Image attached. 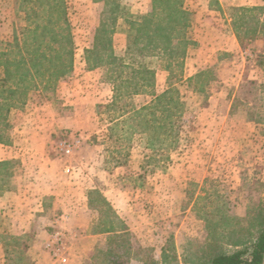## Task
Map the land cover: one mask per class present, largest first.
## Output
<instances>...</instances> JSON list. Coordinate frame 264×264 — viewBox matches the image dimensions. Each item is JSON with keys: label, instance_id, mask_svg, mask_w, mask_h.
I'll return each mask as SVG.
<instances>
[{"label": "rangeland", "instance_id": "rangeland-1", "mask_svg": "<svg viewBox=\"0 0 264 264\" xmlns=\"http://www.w3.org/2000/svg\"><path fill=\"white\" fill-rule=\"evenodd\" d=\"M28 1L0 0V41L11 40L14 29L19 32L35 20L44 23L48 15L46 7ZM93 2L100 1L65 0L77 69L83 57L82 48L87 43L82 39L84 21L90 19L86 12L94 15V10L86 7ZM118 2L120 15H125L126 19L145 15L129 6L134 0ZM220 3L224 17L220 19L216 15L219 31L232 40V9L238 7L230 6L228 0H211L210 8L220 12ZM27 10L33 17L30 21L25 19ZM33 11L38 13L37 17ZM125 26L122 30L127 38L128 26ZM197 46L191 57L197 61L193 64L196 71L192 78L199 72L202 75L191 81L188 80L191 77L184 74V62L182 69L173 64L168 72L166 60L161 55L142 61L155 71V94L172 86L185 103L176 143H171L170 139L162 142L159 134L150 149L148 136L140 131L142 128L133 124V118L128 121L132 108L139 110L153 100L149 89L133 96L125 94L126 90L122 89L124 95L115 106L107 107L111 103L91 105V108L84 109L83 116H75L74 105L64 99L67 90L75 86H62V79L46 89L40 84L30 90L24 100V103L32 101L33 106L36 105V112L33 108L31 114L54 115L55 112L60 117L76 118L74 129L57 132L56 137L78 140L80 148L71 156L59 155L57 159L63 167H69L70 172L73 169L79 173V169L83 179L92 181L89 186L102 193L118 217L128 223L134 255L127 264H142L139 260L147 257L162 264V248L169 255L168 264H183V258L195 244H204L208 240L207 217L220 221V224L225 215L243 218L249 208L264 199V133L262 126L254 123L258 117L264 119V86L257 91L249 86L251 81L257 86L264 84V60L261 67L256 64L264 46L244 45L233 49L230 46L228 52L201 44ZM115 54L123 55L118 50ZM111 69H104V80L108 83ZM118 71L121 69L115 67V72ZM128 73L129 70H122L120 78L126 79ZM233 100L241 102L237 101L232 111ZM46 101L52 103L53 111L46 108L43 103ZM24 103L10 110L8 119L12 126L16 117L29 114L26 111L17 116L13 112ZM125 110L130 114L125 115ZM156 117L162 118L159 113ZM158 124L159 121L152 126ZM10 181L9 177L8 187ZM104 207L102 211L106 217L108 211ZM88 215L92 222L91 231H100L103 226L99 214L98 218L96 213ZM107 242L108 236L105 235L98 243L106 249ZM98 251L100 249H96L84 264H100V260H93ZM27 263L25 259L17 264Z\"/></svg>", "mask_w": 264, "mask_h": 264}, {"label": "trees", "instance_id": "trees-1", "mask_svg": "<svg viewBox=\"0 0 264 264\" xmlns=\"http://www.w3.org/2000/svg\"><path fill=\"white\" fill-rule=\"evenodd\" d=\"M96 1L103 2L104 12L95 31L92 48L85 51V62L88 69L112 68L109 83L113 87V97L107 107L116 105L124 95L122 89L129 96L149 89L153 100L139 110L132 108L128 121L133 118V124L142 128L140 131L148 136L150 149H153L159 134L162 135V142L170 139L171 143H176L181 128L179 118L185 103L172 86L155 94V71L142 61L161 55L166 60L168 72H171L173 64L182 69L187 48L192 44L189 37L190 14L184 8L183 0H151L150 13L136 19H126L128 31L122 56H117L112 47V35L121 12L120 4L118 0ZM33 3L46 7L48 15L44 23L35 20L19 32L14 29L11 40L0 41V143L7 142L10 110L24 103L30 90L38 88L40 84L44 89L53 87L74 70V42L65 0H33ZM232 11L231 28L239 46L255 43L264 46V7H239ZM24 14L26 21L33 19L28 10ZM33 15L37 17L38 13L33 11ZM262 60L264 50L256 60L259 67ZM115 67L121 71L115 72ZM124 69L129 70L126 79L120 78ZM201 75L202 72H199L188 80ZM249 86L257 91L264 84L257 86L251 81ZM237 101H232V111ZM128 113L124 111L125 115ZM157 113L162 118L156 117ZM158 121L157 126H152ZM254 123L262 126L264 133V119L258 117ZM14 164L10 161L0 162V189L11 176ZM87 195L89 208L100 216V225L103 226L100 233L109 234L106 250L98 251L93 260H100V264H127L134 255L127 225L101 193L92 190ZM103 206L109 213L106 217ZM205 230L208 240L204 244H195L183 258V264H264V199L249 208L243 218L225 215L220 224V221L207 217ZM6 246L15 252V264L25 260L27 246L24 243L8 238ZM139 261L142 264H159L150 257ZM161 262L169 263V255L164 248Z\"/></svg>", "mask_w": 264, "mask_h": 264}, {"label": "crops", "instance_id": "crops-1", "mask_svg": "<svg viewBox=\"0 0 264 264\" xmlns=\"http://www.w3.org/2000/svg\"><path fill=\"white\" fill-rule=\"evenodd\" d=\"M228 1L230 6L238 8L264 7V0ZM210 3L211 0L183 2L184 8L190 14L189 37L192 41L184 59V74H188L187 77H192L196 71L193 64L197 61L191 59L195 46L201 44L225 52L229 51L230 46L232 49L240 47L233 35L231 40L219 31V18L217 19L216 15L218 14L220 19L224 17L221 3V9L218 8L220 12L212 10ZM129 6L143 14L150 13L152 9L151 0H134ZM86 8H92L94 15L86 12L90 19L84 21L82 28V39L87 43H84L82 48L80 67L77 69L74 65L71 76L62 79L61 84L75 86L74 89L69 88L64 95L66 102L74 105L75 116H83L84 109L91 108V105L109 104L113 97L112 85L104 80L105 68L88 69L85 62V51L92 48L95 31L104 12V4L93 2ZM125 25L126 17L120 15L112 35L114 52L125 51L126 34L122 30ZM43 103L50 112L53 111L51 102ZM33 105L32 101H28L20 105L19 109L13 110L17 116L26 111L29 114L24 113V116L16 117L13 126L9 118L7 142L0 143V162L15 163L10 176V187L6 181L0 189V264H15V252L6 246L8 238L18 239L27 246L24 258L28 264H84L92 258L96 249L106 250L98 242L102 236L109 234L92 232L90 229L92 222L88 214L93 216V213H96L98 218V212L88 206L87 194L94 190V187L89 186L92 181L83 179L79 169V173L72 169L69 171L71 174H66L71 169L63 167L57 159V156L63 155L58 145L66 140L58 139L57 132L74 129L77 120L73 115L70 118L60 117L55 112L54 115L49 112L50 115L41 112L31 114L33 108L35 112L37 110L36 105ZM80 145L79 142L69 156L73 155ZM106 201L109 203L108 199ZM112 209L119 216L113 207ZM58 240L60 241L57 242Z\"/></svg>", "mask_w": 264, "mask_h": 264}, {"label": "built area", "instance_id": "built-area-1", "mask_svg": "<svg viewBox=\"0 0 264 264\" xmlns=\"http://www.w3.org/2000/svg\"><path fill=\"white\" fill-rule=\"evenodd\" d=\"M79 145V141L78 140H63L61 141V143H59V150L60 152L64 155V156H69L71 154V152ZM70 170L67 171V173H69ZM60 240H58L57 242H59ZM55 255H57L55 253Z\"/></svg>", "mask_w": 264, "mask_h": 264}]
</instances>
